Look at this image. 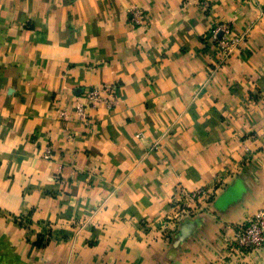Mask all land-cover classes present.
<instances>
[{"label": "crops", "instance_id": "crops-1", "mask_svg": "<svg viewBox=\"0 0 264 264\" xmlns=\"http://www.w3.org/2000/svg\"><path fill=\"white\" fill-rule=\"evenodd\" d=\"M222 22L248 37L214 71ZM263 210L264 0H0V264H261L225 246Z\"/></svg>", "mask_w": 264, "mask_h": 264}, {"label": "built area", "instance_id": "built-area-1", "mask_svg": "<svg viewBox=\"0 0 264 264\" xmlns=\"http://www.w3.org/2000/svg\"><path fill=\"white\" fill-rule=\"evenodd\" d=\"M202 7H207L202 2ZM132 21L135 24L140 23V18L143 15L141 9L135 8L131 12ZM248 34H236L231 25L222 22L216 25L204 37L203 42L205 48L210 51L213 61L211 66L216 71L220 69L224 63L230 58L233 51L244 50V45L247 42ZM85 99L89 107L95 108L98 104H104L108 109L115 105V87L103 86L101 88H90L85 94ZM87 107L80 102L75 105V116L78 120L85 123L89 122L87 115ZM61 118L66 119L65 113L60 114ZM49 149L45 151V157H49ZM213 188L202 186L197 188L184 197L178 196L171 203L170 214L161 223L162 231L165 233L172 232L178 226V222L182 217L197 215L198 212H208L209 205L215 197ZM185 200V202H184ZM231 231L225 251L229 257L236 260H243L248 256L249 252L255 249L264 247V211L258 215L252 216L245 223L233 225L228 228Z\"/></svg>", "mask_w": 264, "mask_h": 264}, {"label": "rangeland", "instance_id": "rangeland-1", "mask_svg": "<svg viewBox=\"0 0 264 264\" xmlns=\"http://www.w3.org/2000/svg\"><path fill=\"white\" fill-rule=\"evenodd\" d=\"M263 211H264V210H263ZM263 211H262V212H263ZM258 214H260V212L256 213L255 216L258 215ZM253 216H254V215H253ZM251 217H252V216H251ZM251 217H249L248 219H250ZM248 219H246V220H245L244 222H242V223H245ZM163 221H164V220H163ZM242 223H241V224H242ZM49 237H50V236H49V233L46 231V232H45V238H47V239H45V241L49 240ZM262 248H263V247H262ZM260 249H261V248H260ZM263 249H264V248H263ZM260 252H261V251H260ZM262 252H263V251H262ZM259 254H260V253H258L257 256H258V258L260 259L261 256H260ZM259 263H260V262H258V264H259ZM261 264H264V262H262Z\"/></svg>", "mask_w": 264, "mask_h": 264}]
</instances>
